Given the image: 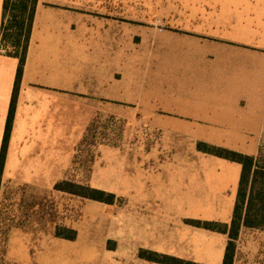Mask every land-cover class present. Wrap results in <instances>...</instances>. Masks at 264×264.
I'll list each match as a JSON object with an SVG mask.
<instances>
[{"label": "crops", "instance_id": "crops-1", "mask_svg": "<svg viewBox=\"0 0 264 264\" xmlns=\"http://www.w3.org/2000/svg\"><path fill=\"white\" fill-rule=\"evenodd\" d=\"M68 2L38 0L1 191H54L87 128L104 117L111 126L122 119L123 128L118 144L95 143L90 182L115 200H86L80 222L64 224L76 230L73 240L31 219L8 228L2 263L161 264L140 257L146 249L222 264L227 235L185 219L226 222L235 201L226 188L238 187L241 165L202 153L196 144L250 155L261 148L264 0H158L157 12L137 32L129 9L119 16L117 0H95L93 22L65 29L59 6ZM42 15L46 27L58 22L63 28L40 32ZM2 21L0 0V45ZM17 66L16 57L0 51V149ZM134 69L142 77L138 94L134 76L127 86ZM136 117L144 136L159 135L167 155L156 145L141 149Z\"/></svg>", "mask_w": 264, "mask_h": 264}, {"label": "rangeland", "instance_id": "rangeland-1", "mask_svg": "<svg viewBox=\"0 0 264 264\" xmlns=\"http://www.w3.org/2000/svg\"><path fill=\"white\" fill-rule=\"evenodd\" d=\"M84 1H87L92 5L81 4V2L84 3ZM155 1L158 0H117L119 16L124 15L126 13V9H129V16H133V21L131 23L134 25V31L137 32L139 28L148 23L147 21L149 17L157 12V6L153 5ZM94 3L95 0H69L67 4L60 5V14L65 16L67 20V24L64 25V28L71 30L76 29L80 24L79 21L82 19H86L87 23L93 22L96 15V10L93 8ZM45 18V15H42V17L40 18L38 26V30L40 32L44 30H57L63 28V24L58 22H49L46 24V27ZM4 23H8V16H6ZM33 25L31 34L33 31ZM138 41L139 38H136V42ZM4 46H6V43H4ZM140 57L141 55L135 56L136 63L140 61ZM140 78L142 77L139 70L136 69L135 71L134 69L131 79H127V86L131 84L132 81V84H134V86L136 87L135 92L137 94V87L139 84L137 79L140 80ZM108 120L109 119L104 117L102 119L97 118V122L92 123V126L90 127V130L87 134V140L82 145L81 151H78L77 159L73 160V164L69 171L66 173V176L64 175V177L60 180L64 178H71L77 182L87 183L92 186L90 182V173L92 170L93 162L97 155L95 143L103 141V143L111 142L116 144L117 140L118 144L121 137L120 133L123 128L122 119H118V122L116 124L113 123V126H111ZM141 120L142 118L140 117H136V119L134 120L136 124L134 131L135 141H139V146H141V149H143L144 151H149L156 145L160 151L159 155H167L168 153L165 150H162L161 152V141L158 139V134L151 132V136L146 137L143 135L142 131L139 128L142 125ZM95 125L97 126L96 130H94ZM95 133L97 136L96 139ZM235 146L237 147V144L233 143L232 147L236 148ZM259 147L263 148L264 151L263 133L259 143ZM237 149L238 148H236V150ZM237 151L242 153L246 152L242 149H239ZM60 180L56 181L54 185ZM1 186L2 185L0 184V223H3L5 228L1 229L0 231V264H3L2 255L4 254L5 250V240L7 237L8 228L14 225H21L29 219H31L32 222L38 221L39 223L44 224V229L50 228L51 226H54L55 228L66 227L64 224H72L74 222L79 223L80 217L83 214V210L85 211V201L91 200L67 192L56 191L55 189L54 191L42 192L39 189L35 188H12L10 186H5L1 191ZM226 191H229V193L225 194L226 197L234 196L235 198L237 192L235 183H230L229 187L226 188ZM232 212L233 207L231 212L226 215V217H228V219L225 220L226 222H229L232 216ZM31 216L32 218H30ZM39 247L41 251V249L44 248L45 245H40ZM42 255L43 254L40 252L39 259L42 258ZM39 264H48V262L43 258V260L39 261ZM233 264H264V230L247 228H242L240 230L238 239L236 240Z\"/></svg>", "mask_w": 264, "mask_h": 264}, {"label": "trees", "instance_id": "trees-1", "mask_svg": "<svg viewBox=\"0 0 264 264\" xmlns=\"http://www.w3.org/2000/svg\"><path fill=\"white\" fill-rule=\"evenodd\" d=\"M37 3L38 0H3L0 48L5 49L6 55L16 57L18 66L0 149V180ZM6 16H8L7 24L4 23ZM91 126L92 124L87 128L77 147L75 160L78 157V151H81L82 145L87 140ZM196 147L202 153L221 157L241 165L233 212L228 223L214 220L185 219L187 224L226 234L228 239L222 264H233L236 240L240 230L242 228L264 230V151L263 148H260L258 154L250 155L204 141H198ZM54 189L107 204H111L115 200L113 193L94 188L87 183L77 182L71 178L60 180L54 185ZM55 234L58 237L73 240L76 237V230L70 227H56ZM139 256L161 264H204L146 249H141Z\"/></svg>", "mask_w": 264, "mask_h": 264}, {"label": "built area", "instance_id": "built-area-1", "mask_svg": "<svg viewBox=\"0 0 264 264\" xmlns=\"http://www.w3.org/2000/svg\"><path fill=\"white\" fill-rule=\"evenodd\" d=\"M0 51L4 53L5 52V49L4 48H0Z\"/></svg>", "mask_w": 264, "mask_h": 264}]
</instances>
